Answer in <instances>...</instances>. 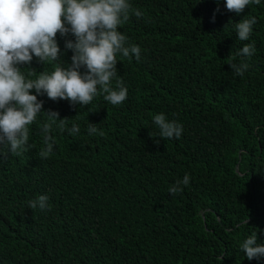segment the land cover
<instances>
[{"label": "trees", "instance_id": "obj_1", "mask_svg": "<svg viewBox=\"0 0 264 264\" xmlns=\"http://www.w3.org/2000/svg\"><path fill=\"white\" fill-rule=\"evenodd\" d=\"M129 3L118 31L140 60L116 53L111 81L126 99L114 106L98 92L80 107L38 96L65 128L38 113L19 154L0 160V264H264L239 251L253 229L264 242V0L239 14L223 0ZM155 11L164 19L152 25ZM251 16L241 42L232 23ZM245 43L255 53L237 57ZM242 60L250 67L234 76L228 64ZM55 63L34 58L22 71L35 78ZM158 113L182 125L179 139L152 137ZM46 123L54 146L41 158ZM185 173L189 184L168 194ZM41 194L48 207L29 209Z\"/></svg>", "mask_w": 264, "mask_h": 264}, {"label": "clouds", "instance_id": "obj_2", "mask_svg": "<svg viewBox=\"0 0 264 264\" xmlns=\"http://www.w3.org/2000/svg\"><path fill=\"white\" fill-rule=\"evenodd\" d=\"M219 3V0H217ZM260 0H223L228 11L239 14L249 4H259ZM129 0H0V160L8 154H19V150L28 141L27 125L31 124L42 111V101L38 96H46L56 101L67 100L70 105L87 106L98 92L103 100L118 105L127 97V88L119 81L111 86L116 77L115 54L128 57L130 53L139 61L140 49L136 45L126 44V37L118 26L128 19ZM214 10L211 18L214 22ZM133 14L141 17L135 9ZM160 11L150 12L148 21L157 25L163 20ZM254 16L232 23L235 38L248 41L252 26L256 24ZM57 33L63 38V49L57 43ZM70 51V62L61 63L59 57ZM252 43L243 44L236 56L248 58L255 53ZM37 62H56L50 72H23L27 65ZM25 66V67H22ZM234 76H242L249 64L243 60L229 63ZM49 120L56 121L57 127L65 128V118H58L55 111L44 112ZM156 127L155 136L159 139H179L182 125L167 119L165 114L152 116ZM49 124L42 127L44 149L39 153L47 158L54 144L50 143ZM69 134L79 131L77 124L67 129ZM97 132L95 124L87 126L88 135ZM151 136V135H150ZM158 142V141H157ZM6 149V151H5ZM239 168V167H238ZM187 173L168 188L172 195L189 184ZM48 196L41 194L27 202L29 209L44 210ZM264 235V230H262ZM241 251L249 261L264 258V242H258L255 229L239 244Z\"/></svg>", "mask_w": 264, "mask_h": 264}]
</instances>
